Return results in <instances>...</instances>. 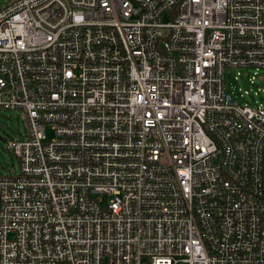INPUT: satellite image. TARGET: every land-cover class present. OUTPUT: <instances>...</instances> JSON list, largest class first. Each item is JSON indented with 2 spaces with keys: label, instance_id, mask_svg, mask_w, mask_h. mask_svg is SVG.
<instances>
[{
  "label": "built area",
  "instance_id": "built-area-1",
  "mask_svg": "<svg viewBox=\"0 0 264 264\" xmlns=\"http://www.w3.org/2000/svg\"><path fill=\"white\" fill-rule=\"evenodd\" d=\"M257 79L264 0L0 9V264H264Z\"/></svg>",
  "mask_w": 264,
  "mask_h": 264
},
{
  "label": "rangeland",
  "instance_id": "rangeland-1",
  "mask_svg": "<svg viewBox=\"0 0 264 264\" xmlns=\"http://www.w3.org/2000/svg\"><path fill=\"white\" fill-rule=\"evenodd\" d=\"M14 0H0V9L11 4ZM232 79V78H231ZM264 86V81L257 79L256 81ZM238 93V92H237ZM241 102L244 100L239 98ZM246 100L251 104V97L246 96ZM26 134V120L17 109L0 108V172L18 173L20 171V159L18 154L11 146L12 140L24 137Z\"/></svg>",
  "mask_w": 264,
  "mask_h": 264
},
{
  "label": "water",
  "instance_id": "water-1",
  "mask_svg": "<svg viewBox=\"0 0 264 264\" xmlns=\"http://www.w3.org/2000/svg\"><path fill=\"white\" fill-rule=\"evenodd\" d=\"M0 138L4 139L1 135H0Z\"/></svg>",
  "mask_w": 264,
  "mask_h": 264
}]
</instances>
